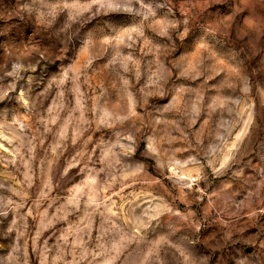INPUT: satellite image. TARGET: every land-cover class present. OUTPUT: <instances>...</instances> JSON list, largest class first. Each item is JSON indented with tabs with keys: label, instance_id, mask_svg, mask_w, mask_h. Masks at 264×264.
Instances as JSON below:
<instances>
[{
	"label": "clouds",
	"instance_id": "clouds-1",
	"mask_svg": "<svg viewBox=\"0 0 264 264\" xmlns=\"http://www.w3.org/2000/svg\"><path fill=\"white\" fill-rule=\"evenodd\" d=\"M0 264H264V0H0Z\"/></svg>",
	"mask_w": 264,
	"mask_h": 264
}]
</instances>
